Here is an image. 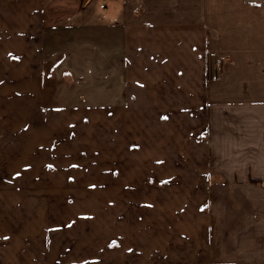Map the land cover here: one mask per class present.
Here are the masks:
<instances>
[{"label":"crops","instance_id":"1","mask_svg":"<svg viewBox=\"0 0 264 264\" xmlns=\"http://www.w3.org/2000/svg\"><path fill=\"white\" fill-rule=\"evenodd\" d=\"M141 29L142 108L160 129L172 126L163 148L195 150L188 165L219 166L187 181L223 182L197 194L202 209L174 192L151 218L142 206V264H264V0H0V37L42 39V48L57 36L129 43ZM211 57L221 61L214 79ZM51 212L20 207L24 226L0 231L1 264H128L126 253L68 249L57 237L67 223Z\"/></svg>","mask_w":264,"mask_h":264},{"label":"rangeland","instance_id":"2","mask_svg":"<svg viewBox=\"0 0 264 264\" xmlns=\"http://www.w3.org/2000/svg\"><path fill=\"white\" fill-rule=\"evenodd\" d=\"M135 34L129 43L57 36L43 48L42 39L0 37V231L24 226L20 207H48L67 223L57 237L68 249L142 264V206L151 218L156 200L174 192L202 209L197 194L223 184L187 181L219 166L188 165L195 150L163 148L172 126L160 129L142 108V29ZM220 69L211 57L210 77Z\"/></svg>","mask_w":264,"mask_h":264},{"label":"snow or ice","instance_id":"3","mask_svg":"<svg viewBox=\"0 0 264 264\" xmlns=\"http://www.w3.org/2000/svg\"><path fill=\"white\" fill-rule=\"evenodd\" d=\"M49 168H51L52 166L51 165H48Z\"/></svg>","mask_w":264,"mask_h":264}]
</instances>
